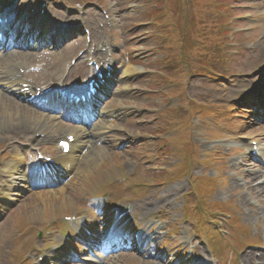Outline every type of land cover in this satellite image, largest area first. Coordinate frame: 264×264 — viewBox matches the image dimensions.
<instances>
[{"label": "rangeland", "instance_id": "rangeland-1", "mask_svg": "<svg viewBox=\"0 0 264 264\" xmlns=\"http://www.w3.org/2000/svg\"><path fill=\"white\" fill-rule=\"evenodd\" d=\"M42 1V0H41ZM45 3L50 4L51 8H54L53 10L57 13L63 11L65 7H62L64 4L63 0H43ZM149 1L150 0H100L105 5V8L108 10L110 15H115L116 18H114V27L112 31V36L115 38L116 35H118L119 39L118 41H121L123 44H125V48L129 51H134L136 55L134 58H139L138 61L133 62L132 74H127L128 78L127 80L129 83V87L134 88L135 90V95H131L129 97H114L112 100H110L105 108L111 107V108H124L128 112H134L135 113V119L128 120V121H118L117 125H123L125 124L126 130L129 132V134H140V135H151L155 133H159L163 127H165L167 124L171 125L169 122L172 120L171 118H178V120H182L180 126L173 128L174 131H180V135H178V139H175L173 143L178 142L177 144H169L167 145L169 150L166 151L167 155H173L175 154L177 157L174 158L175 161L178 162V165L180 166L181 164L184 166V171L181 173L180 177L183 176H189L190 171L193 169V167L197 166L198 164L202 165L203 167H207V161L203 159H196L197 155L202 151V148H212L211 146H214L215 148H220V140L216 139L214 141H209V137L207 136L206 138L204 137L206 134H213V136L218 132V128L216 127L215 124H208L205 125L207 127L206 133H194V125L192 124V119L191 116L187 117V114H178L174 115V112L176 113L175 109L171 108L168 112L165 113L166 118L162 117V119L158 120V113L157 111L161 106L163 105V101L166 100L167 97H170L174 95L173 93H166L163 95H154L151 96L150 92H146L145 90L147 89H152V88H159L163 86L164 83L169 82V81H177L179 82V87L180 85H185L187 87V95L189 96L190 99L195 98L201 103L204 104H214V108L216 107H221L224 108L223 103H226L225 101L231 102L233 100H240L243 101L246 97L245 94L253 90L252 87V82L257 81V80H264V73L257 72L256 73V68H259L261 65H263L264 61V0H230V3H233L237 7L233 13L234 14H242L244 15V19L248 18H254L257 22L255 23V28L248 33L246 37V41L243 40L241 37L240 40L241 46L236 49V52L234 53L235 55L231 56L232 54L229 52V42H226L223 40V45L222 41L219 43L215 44V48L220 50L221 56H223V60L220 59L219 62L213 63L214 66H219L220 71L217 70V72L224 73V75L228 76L231 74L228 78H222V76H217L214 77L213 79H209L204 76L200 75H194L191 77L189 76V73L186 72H179L173 69H168L167 71L163 72L162 74H159L157 77L151 75L149 72L146 73V71H152V70H160V66L163 61H165V57L169 55L166 52H171L174 48H176L177 44H173L172 42L168 44H165L163 46L164 50L161 51L157 49L158 46H160V39L161 35L159 32L158 35V27L153 24L154 20L157 19V17H154L155 11H153L150 6H149ZM23 5L25 8L30 7L31 0H22ZM79 1H75L73 3H78ZM185 3V0H184ZM213 3L216 6V0H213ZM212 4V3H211ZM162 7L167 9V3L162 2L161 3ZM186 3L183 5L185 9ZM250 7V10H244L246 8ZM76 10V9H75ZM91 13L89 14L88 19L91 18H96V21H101L99 11L95 7L93 9H88ZM211 9L209 8L208 11H205V13L201 16V19L203 21H207L208 18L215 19V16L213 13L209 12ZM78 11V10H76ZM177 13L175 15H170V17H178V18H183V13L182 11H179L178 9L175 10ZM216 12V11H215ZM232 13V15H234ZM73 16V15H69ZM73 18V17H71ZM221 19H217L216 21H220ZM239 17H234V20L232 19L233 22H235L236 25H239L240 27L243 26L244 24H247L246 21H243L244 24L240 25L239 24ZM92 20H88V26L90 28H96V25H94ZM185 21V20H184ZM70 24H73L71 26L72 29H76L78 27V19H70L69 21ZM97 23V22H96ZM169 23V22H167ZM221 22H216L218 26H220ZM109 27H107L105 30V34H98L97 30L95 31V34L97 35V38L99 40V37L102 39H105V37L112 38L110 33L111 30H108ZM170 32H172L174 29L169 27ZM108 30V31H107ZM115 31V32H114ZM93 33V30H92ZM158 36V37H157ZM157 37V38H156ZM74 38V37H73ZM71 38L66 44V48L63 51L60 50H55L52 47H47L50 44H47L46 48H44L45 45H38V50L33 51L35 53L30 54L31 55V60L32 62H37L39 60H46L48 61L49 65L53 67V74L58 73L63 65V62L67 59H69L71 56L75 55L77 51H79L82 48V43L79 42H74L75 39ZM113 38V39H114ZM73 39V40H72ZM107 39V38H106ZM157 39V40H155ZM220 39V38H219ZM218 37L216 41H219ZM245 41V43H243ZM251 42V43H249ZM166 43V42H165ZM251 47H254L253 50L248 51L247 50V45L248 44ZM218 44V45H217ZM44 48V49H43ZM228 52V53H227ZM150 53H154L153 57H149ZM224 54L227 55V60L224 59ZM134 54H132L133 56ZM57 56H62L60 59ZM131 56V57H132ZM67 57V59H65ZM169 57H171L169 55ZM174 58V57H173ZM12 58L9 56V58L6 59L5 63L11 62L9 61ZM228 61V62H227ZM226 62V63H225ZM49 67V66H48ZM222 67V68H221ZM224 67V68H223ZM147 74V76L143 77V75ZM155 77V78H154ZM225 81V84H232L235 81H238V84L240 85L239 87L237 86H229L230 89H228V94L223 95L227 93L226 90H223V82ZM189 90V91H188ZM144 91V92H143ZM175 92H178L177 90H174ZM146 94V95H145ZM160 98V99H159ZM225 100V101H224ZM1 101V99H0ZM10 103L11 106V111L15 112L14 110V103L17 102L16 100L10 98L8 100H3L4 102ZM18 103V102H17ZM19 104V103H18ZM3 108V107H2ZM24 110V107L22 108ZM154 109V110H153ZM3 112V109H1ZM238 111V110H237ZM26 114L31 115L27 111H25ZM241 114L243 115L242 117L244 118V122H241L237 116L232 120L229 124L231 125V129L235 131V133H241L240 130L243 128L244 130L246 129V125L251 123L253 120L249 116H247V113L244 110L240 111ZM1 117V116H0ZM5 121H7V117H1ZM0 118V119H1ZM238 119V120H236ZM203 120V118H201ZM222 121L224 120L223 118L221 119ZM198 124H201L200 120L198 121ZM261 127V126H260ZM217 128V129H216ZM262 129V128H261ZM260 131V130H259ZM162 132V131H161ZM258 131L252 132V129L249 131V133H255ZM244 135H247L246 133H243ZM133 135V136H134ZM163 135V134H162ZM217 136H220L219 134ZM121 141L123 142V148L122 150H133L128 156L133 157L130 162L126 160L124 152L121 154H114L113 152H108L105 153L103 156V159L99 160L97 165L90 166V172L87 170L83 164H81L80 169L82 170L81 173H78V177L76 182H80L79 184V190L82 187L83 190H85L88 186L86 183H90L89 177L92 175H95L97 173H100L101 170L105 172L107 167H110L114 163V158L117 156L119 158V161L122 162L124 167L130 168L132 170L140 169L141 166H143L142 162L147 166L151 167L153 164V161H151V156H146V157H140L142 154L148 153L149 145L142 146L140 148L132 147L130 142H127V135L120 136ZM130 143V144H129ZM148 142H146L147 144ZM208 144L209 147H208ZM149 147V148H148ZM90 150V149H89ZM91 151V150H90ZM89 155V152L85 155ZM92 156V155H90ZM168 163L167 158H163V161L160 162V164ZM138 165V167H137ZM146 166H143L142 172L138 176V181L144 182V175L147 173L149 170L146 168ZM122 167V166H121ZM228 169V168H227ZM176 170V169H173ZM200 171V169H199ZM210 174L208 175H214L213 171H209ZM121 177L123 179H130L129 173L124 170L122 167V172H121ZM79 179V180H78ZM147 181L151 182L154 180L153 176H147L146 177ZM75 182V183H76ZM93 182V181H92ZM91 182V183H92ZM176 183L169 185V184H164L160 185L159 187H162L161 191L165 190L164 187H167L168 185L171 186V189L166 190L165 193L170 192V196L172 194H176L175 197L178 199L176 202V206L178 208L181 207V195L187 190L189 184L188 182H182V183H177L179 182L178 180H175ZM200 182L204 184L205 190L201 193H199V198L201 197L200 203H199V209L198 212L202 215H204V218H207L208 220L212 221V216L214 215H223L226 217H232L235 214H239L240 210L237 209L230 205V206H225L224 204H217L211 201L210 197L212 198L211 194L213 193V188L217 184L215 182H211L205 178L195 180L192 179L191 183L193 186L195 183ZM145 188L144 186H141L140 188ZM227 185H224L223 188L220 191H217L215 193V199H219L221 201L225 202V199L231 198V200H235L234 196H231L230 194H226L225 196H221V193L226 190ZM78 189V187H77ZM136 188H131L127 189L124 191L125 195H129V192L135 191ZM170 190V191H169ZM263 190V191H262ZM78 191V190H77ZM76 191V192H77ZM258 192L262 191L264 192V185L262 186L261 190L257 189ZM74 184L71 185L66 191H62L60 194L56 195H50V194H45V193H37L35 196H30L29 199H26L23 201L22 204H19V206L22 205L21 209H23V212L26 211L27 214L33 213L34 212V204L37 203L40 204V206L44 203H49L53 198H61L60 200H63L61 202H64L65 204L69 202L71 199L69 196H71L72 193H74ZM75 192V193H76ZM116 193L121 194L122 190L116 189ZM135 192H138L136 190ZM231 192V191H230ZM237 192H242V190L239 188L238 191L234 192L237 194ZM232 194V192H231ZM63 195V196H61ZM72 197V196H71ZM132 197V196H128ZM205 199H204V198ZM224 197V198H223ZM249 200L252 201V199H256L259 202L262 203L263 207H259L255 204V206H249V208L254 209V214L256 215L253 217L250 221H246L244 218V211L242 209V214H239V216L243 219V222H245L247 225H249L251 228L255 229L254 231L257 230V235L256 238L260 239L261 241L264 242V193L258 195H253L252 198L250 196H247ZM21 200L22 197H19ZM67 199V200H66ZM49 200V201H48ZM82 202L81 198L76 199V202ZM234 204H240L242 203L234 201ZM245 205V204H243ZM217 207V208H215ZM39 209V208H38ZM17 216L10 215L7 217L5 223H3L0 227V264H12L15 263L12 260L16 259L23 261L26 260L29 253L33 249L32 244H25L20 247V249H17L14 251L16 253V257L12 256L11 251H13L14 246L9 243L7 244V237L9 236V233H11V230H14L15 224L19 221L18 218L16 219ZM185 218L188 219V216L185 212ZM59 223L60 226H63L64 224L66 225L65 221L62 218H59ZM22 222H25V219L22 218ZM216 222V221H212ZM218 224V221L216 222ZM28 226H26V229ZM31 228V226H30ZM29 228V231H30ZM226 231V230H224ZM215 233H218L217 230H214ZM251 232L250 229H246L245 233ZM211 233V231H210ZM235 235L236 233L233 232ZM207 234V233H206ZM11 235V234H10ZM219 237H221V233H218ZM239 235H242V232L239 233ZM253 238L251 236H244L241 237L242 240L239 242L241 244H246L250 241V239ZM203 247V246H201ZM261 249L257 248L258 250H264V243L260 247ZM228 250L227 248H225ZM205 250V249H203ZM254 250V248H247L244 253L249 252ZM196 256L194 259H197L199 255H202L203 252L199 250H195ZM243 253V254H244ZM242 254V255H243ZM118 259V261L115 264H130L135 263L131 258L129 257H122ZM51 260L47 264H52ZM138 261V260H137ZM199 263L197 260L194 261L192 264H197ZM59 264H72V263H66V262H61ZM204 264H221V262H208L205 261Z\"/></svg>", "mask_w": 264, "mask_h": 264}, {"label": "bare ground", "instance_id": "bare-ground-1", "mask_svg": "<svg viewBox=\"0 0 264 264\" xmlns=\"http://www.w3.org/2000/svg\"><path fill=\"white\" fill-rule=\"evenodd\" d=\"M129 69V68H128ZM128 72H134V70H128ZM3 106H5V113L7 114V117H9L10 115H12L11 113H10V110H9V105L8 104H5L4 103V105ZM21 108V107H20ZM20 110V109H19ZM9 115V116H8ZM17 115L18 116H20V112H17ZM2 117H4V116H2ZM10 117H12V116H10ZM80 129H83V128H80ZM36 130H39V128L37 127V129ZM78 137V136H77ZM83 137H85V138H83ZM82 138V139H81ZM88 138V135H81L80 137H78V142H81V141H84V140H86ZM76 143H77V141H76ZM92 154V152L89 154V155H91ZM130 160V159H129ZM91 164L93 163L94 165L95 164H98V162H99V160H98V158L97 157H92L90 160H88ZM17 169L18 168H13L10 172H8L7 174H6V176H5V179H4V181L6 180V178H7V184H8V189L10 188V189H14V188H18V187H20V180H19V171H17ZM90 172V171H89ZM255 254H247L246 256H245V258H247V260H249V261H252V260H255L256 259V257L254 256ZM260 259L262 260V261H264V255H260ZM257 264H259V262H256Z\"/></svg>", "mask_w": 264, "mask_h": 264}]
</instances>
